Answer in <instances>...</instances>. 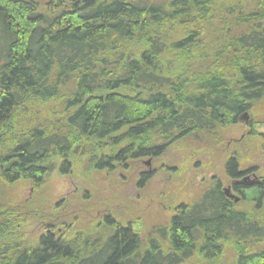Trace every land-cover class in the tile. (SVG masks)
Masks as SVG:
<instances>
[{
    "label": "trees",
    "instance_id": "obj_1",
    "mask_svg": "<svg viewBox=\"0 0 264 264\" xmlns=\"http://www.w3.org/2000/svg\"><path fill=\"white\" fill-rule=\"evenodd\" d=\"M263 97L264 0H49L46 13L34 0H0L2 183L38 187L53 158L69 174L76 153L109 171L159 157L188 135L239 123ZM239 170L235 156L225 160L228 179ZM220 187L178 206L169 240L161 234L159 246L151 239L143 249L110 218L104 238L63 241L46 231L29 247L21 221L10 228L11 213L0 209V264H172L193 248L212 259L224 243L234 264H264V221ZM256 189L263 199L264 181Z\"/></svg>",
    "mask_w": 264,
    "mask_h": 264
},
{
    "label": "rangeland",
    "instance_id": "obj_2",
    "mask_svg": "<svg viewBox=\"0 0 264 264\" xmlns=\"http://www.w3.org/2000/svg\"><path fill=\"white\" fill-rule=\"evenodd\" d=\"M34 1L39 11L46 13L49 0ZM248 123L252 125L249 127ZM261 133L264 97L253 104L246 119L188 135L169 145L159 157L124 159L109 171L94 169L87 163V156L76 153L71 172L64 175L57 171L60 159L53 158L55 168L38 187L23 178L0 182V209L11 213L10 228L21 221L19 234L29 247H35L38 237L46 231L63 241L104 238L114 229V225L106 224L105 218H110L114 224L130 227L143 249L150 239L162 243L158 231L168 227L178 205L192 203L213 183L219 182L222 190L231 184L224 173V163L235 156L239 169L250 173H245L247 180L241 179L248 189L243 196L236 194L240 198L235 206L252 212L251 217L255 213L262 223L264 197H258L257 186L248 183L253 177L256 183L264 181ZM120 145L105 148L103 153H116ZM256 200L261 203L259 210ZM198 244L195 242L194 246ZM256 245L246 246L255 250ZM161 247L164 253H170L166 243ZM234 253L231 243H224L222 252L212 259L203 258L193 248L186 255L175 254L172 264H234Z\"/></svg>",
    "mask_w": 264,
    "mask_h": 264
},
{
    "label": "flooded vegetation",
    "instance_id": "obj_3",
    "mask_svg": "<svg viewBox=\"0 0 264 264\" xmlns=\"http://www.w3.org/2000/svg\"><path fill=\"white\" fill-rule=\"evenodd\" d=\"M246 116H247V114H246ZM242 117H245V115H243ZM241 120H244L243 118H241ZM252 125V123H248V126L250 127ZM261 136H263L264 135V133H261L260 134ZM264 137V136H263ZM239 172H240V174H241V176L239 177V178H237V179H229L230 181H231V184L230 185H228L226 188H224L223 190H222V188H221V192H222V195H223V197H224V199L225 200H227V201H229V202H232V203H234V204H236V200L237 199H239L240 197L238 196V195H240L238 192H236L235 190H234V188H233V186H234V184H240V185H244L245 187H248L247 185H245L244 183H243V180H241V179H243L246 175H245V173H249L248 171L246 172H243V170H239ZM250 174V173H249ZM245 180H247V178H244ZM244 180V181H245ZM257 182V180H256V178L255 177H253V179L251 180V181H249L248 183L250 184V185H256L257 187H258V185L261 183V181L260 182H258V183H256ZM248 189V188H247ZM246 189V190H247ZM225 190H229V194L231 195V197L230 196H228L226 193H225ZM246 190L243 192V194L242 195H240V196H243L244 195V193L246 192ZM236 194H238V195H236ZM181 204H185V203H181ZM180 204V205H181ZM180 205H178V206H180ZM177 206V207H178ZM238 209V208H237ZM175 215H177V208L175 209V212L172 214V216H171V218H170V221H169V225H168V227L165 229V230H163V231H161V230H159L158 231V234H159V236L161 237V234H165V233H167V239L169 240V237H168V229L170 228V222H171V220H172V218L175 216ZM151 240V239H150ZM150 240L148 241V242H150ZM156 240V242L158 243L157 245L159 246L160 245V242L157 240V239H155ZM194 246V245H193ZM155 247H157V246H155ZM163 251H162V249H160V248H158V253H161L163 256H165L166 257V255H168V254H166V253H162Z\"/></svg>",
    "mask_w": 264,
    "mask_h": 264
},
{
    "label": "water",
    "instance_id": "obj_4",
    "mask_svg": "<svg viewBox=\"0 0 264 264\" xmlns=\"http://www.w3.org/2000/svg\"><path fill=\"white\" fill-rule=\"evenodd\" d=\"M243 119H246V116L245 117H242ZM225 193L231 197V195L229 194V190H225Z\"/></svg>",
    "mask_w": 264,
    "mask_h": 264
},
{
    "label": "bare ground",
    "instance_id": "obj_5",
    "mask_svg": "<svg viewBox=\"0 0 264 264\" xmlns=\"http://www.w3.org/2000/svg\"><path fill=\"white\" fill-rule=\"evenodd\" d=\"M70 167H73V166H72V162H71V165H70ZM234 210H235V209H234ZM174 262H175V261H174Z\"/></svg>",
    "mask_w": 264,
    "mask_h": 264
}]
</instances>
